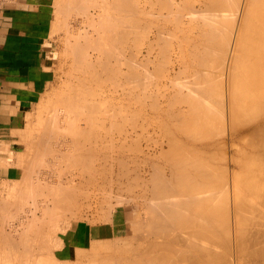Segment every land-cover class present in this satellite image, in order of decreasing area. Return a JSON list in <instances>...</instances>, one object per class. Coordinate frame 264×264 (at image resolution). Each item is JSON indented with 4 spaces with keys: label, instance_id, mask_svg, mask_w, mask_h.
I'll list each match as a JSON object with an SVG mask.
<instances>
[{
    "label": "bare ground",
    "instance_id": "obj_1",
    "mask_svg": "<svg viewBox=\"0 0 264 264\" xmlns=\"http://www.w3.org/2000/svg\"><path fill=\"white\" fill-rule=\"evenodd\" d=\"M54 4L73 71L0 152V264H264V0Z\"/></svg>",
    "mask_w": 264,
    "mask_h": 264
},
{
    "label": "crops",
    "instance_id": "obj_2",
    "mask_svg": "<svg viewBox=\"0 0 264 264\" xmlns=\"http://www.w3.org/2000/svg\"><path fill=\"white\" fill-rule=\"evenodd\" d=\"M0 2L2 3H0V152L4 150L6 153L15 142H18L16 135L12 139L9 137L12 135L11 129L25 123L23 113L25 103L30 108L34 107L39 104L38 100L42 99V95L45 96L51 89L55 82L54 78L58 79V72L55 69L59 68L60 63V66L68 65H64V58L59 59V53L67 52L68 49L63 48L64 39L67 37V33L63 34V29L59 30L60 33L59 31L51 33L54 23L52 20L55 18L54 14L52 15L55 0H0ZM45 68L49 70L46 72ZM44 88L48 91L44 92ZM4 133L7 136H3ZM6 171L0 168V179L8 173ZM0 223L1 228L2 222ZM22 257L20 264L26 260L27 264L32 260H37V264H63L67 259L64 255L56 258L46 253L22 254Z\"/></svg>",
    "mask_w": 264,
    "mask_h": 264
},
{
    "label": "rangeland",
    "instance_id": "obj_3",
    "mask_svg": "<svg viewBox=\"0 0 264 264\" xmlns=\"http://www.w3.org/2000/svg\"><path fill=\"white\" fill-rule=\"evenodd\" d=\"M78 19H79V20H78L79 22L77 21L78 23H77V22H72L73 25H72L71 27H74V28H73V29L70 28V30H69L70 32H71V31H72V32H73V31H76V29L78 28V26L80 27V29H81V27L83 26V25H81V19H80V18H78ZM79 23H80V24H79ZM82 24H83V23H82ZM76 27H77V28H76ZM83 27H84V26H83ZM142 33H143V34H141L140 37H142V36L144 37V36H145V35H144L145 32L142 31ZM143 39H144V38H143ZM143 39H141L140 41H141V42H144ZM140 41H139V42H140ZM141 42H140V43H141ZM138 44H139V43H138ZM135 45H137V44H135ZM135 45H132V46H133L134 48H136V49L142 47L143 50H144V51H143L144 54H145V55L147 54L146 46L143 47L144 45H142V43L140 44L141 46H138V47H137V46L135 47ZM134 48H132L133 51H134V52H133V51H132V52H133V53H136L137 51H136ZM142 48H141V49H142ZM67 52H68V51H67ZM63 53H66V52H63ZM89 54H91V55L94 56L96 53H92V52L90 51ZM67 55H68V54H67ZM67 55L65 56V54H63L62 56H60V59H62L63 57L66 58ZM69 57H70V56H69ZM67 58H68V57H67ZM70 61L72 62V59H69V58H68V59H66V60L64 61V64H65V62H66V64L69 65V64L71 63ZM72 63H73V62H72ZM70 65H72V64H70ZM70 65H69V68L72 67V66L70 67ZM60 68H61V69H60ZM60 68L56 69L57 72H58V76H57L58 79L55 80V82H58V83H56V84H54V85L52 86V87H54V88H51V89L53 90V92H51V90L49 89V90H50V91H49L50 94L48 95V94H47L48 92L45 94V97H47V99L51 97V99H49V101L52 100V98L55 99L54 96H53V94H54L55 91H57V90L60 88V86H61L60 84L62 83V81L65 80V79H66V80H69V78L71 79V76L68 77L69 74L67 73V72H69V71H68L69 69L66 70V69L68 68V66H67V67H65V66L63 67V66H62V67H60ZM59 69H60V70H59ZM61 70H62V71H61ZM71 71H73V67L71 68ZM62 72H65V73L63 74ZM66 73H67L68 75L64 76ZM62 75H63V76H62ZM65 77H66V78H65ZM67 77H68V78H67ZM61 79H62V80H61ZM72 79H73V76H72ZM66 80H65V81H66ZM57 85H58V86H57ZM62 85L64 86V83H62ZM63 86H61L62 89H63ZM58 87H59V88H58ZM57 88H58V89H57ZM55 89H56V90H55ZM59 90H60V89H59ZM59 90L57 91L58 93L61 91V90H60V91H59ZM57 92H55V93H57ZM52 93H53V94H52ZM51 94H52V95H51ZM55 95H56V94H55ZM56 96H57V95H56ZM56 96H55V97H56ZM50 103H51V102H50ZM37 109H38V105H35V106L33 107V109H32V111H33V122H36V117H37V116H36V114H37L36 112H37ZM34 112H35V113H34ZM144 113H145V112H144ZM144 113H142V114L140 115V117L143 115V116L140 118V120H141L142 118L144 119V118H146V117L149 118L150 121L146 118V119L148 120L147 123H148V125H149L150 122H151L150 114L148 115V114L145 113V116H144ZM146 115H147V116H146ZM146 119H144V122H143L142 120H141V121L139 120L140 122H138V125H137V128H138V127H140L141 124H142L143 128H142V127H140V128L143 129V133H141V132H142V131H141L142 129L138 128V130H137V131H138L139 133H141L142 135H144V134L147 135V133H146L147 131H144V129H145L144 126L147 125V123L145 122V121H147ZM140 123H141V124H140ZM139 125H140V126H139ZM148 127H149V126H148ZM144 141L147 143L146 140H144ZM144 141L141 140L140 142H141L143 145H144V144L146 145V143H145ZM40 181H42V180H40ZM48 181H49V180H48ZM48 181H47V182H48ZM42 182L44 183V180H43ZM42 182H41V183H42ZM43 183H42V184H43ZM41 198H42V197H41ZM27 204H28V203H27ZM27 204H26V206H25V205H24V206H25V207L30 206V202H29V205H28V206H27ZM31 204H32V203H31ZM30 208L33 209V206H30ZM33 210H34V209H33ZM23 214H24V213H23ZM29 215H31V214H29Z\"/></svg>",
    "mask_w": 264,
    "mask_h": 264
}]
</instances>
